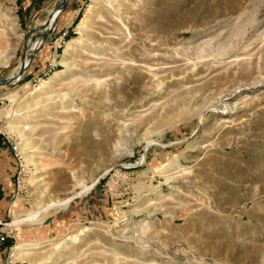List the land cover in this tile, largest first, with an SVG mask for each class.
<instances>
[{
  "label": "rangeland",
  "instance_id": "rangeland-1",
  "mask_svg": "<svg viewBox=\"0 0 264 264\" xmlns=\"http://www.w3.org/2000/svg\"><path fill=\"white\" fill-rule=\"evenodd\" d=\"M3 154L4 264H264V0H0Z\"/></svg>",
  "mask_w": 264,
  "mask_h": 264
},
{
  "label": "crops",
  "instance_id": "crops-1",
  "mask_svg": "<svg viewBox=\"0 0 264 264\" xmlns=\"http://www.w3.org/2000/svg\"><path fill=\"white\" fill-rule=\"evenodd\" d=\"M13 157L3 154L0 156V223L6 219L21 214L18 204L16 185L14 182L15 166L11 164ZM13 162V161H12ZM5 250L0 246V264H4L2 257Z\"/></svg>",
  "mask_w": 264,
  "mask_h": 264
},
{
  "label": "built area",
  "instance_id": "built-area-1",
  "mask_svg": "<svg viewBox=\"0 0 264 264\" xmlns=\"http://www.w3.org/2000/svg\"><path fill=\"white\" fill-rule=\"evenodd\" d=\"M11 144L16 157L18 158L19 161H22V153L18 144L17 143H11ZM7 235L8 234L4 233V231H0V242H3L6 239Z\"/></svg>",
  "mask_w": 264,
  "mask_h": 264
},
{
  "label": "trees",
  "instance_id": "trees-1",
  "mask_svg": "<svg viewBox=\"0 0 264 264\" xmlns=\"http://www.w3.org/2000/svg\"><path fill=\"white\" fill-rule=\"evenodd\" d=\"M13 241H14L13 238H10V237L7 238V239L3 242V244L1 245V249L7 251L9 245H10Z\"/></svg>",
  "mask_w": 264,
  "mask_h": 264
},
{
  "label": "bare ground",
  "instance_id": "bare-ground-1",
  "mask_svg": "<svg viewBox=\"0 0 264 264\" xmlns=\"http://www.w3.org/2000/svg\"><path fill=\"white\" fill-rule=\"evenodd\" d=\"M24 61H25L26 63L28 62V60H25V59H24ZM10 224H11V225H16V224H19V221L17 220V221H12L11 223H8V225H10ZM58 244H60V243H58ZM58 244H57V245H58Z\"/></svg>",
  "mask_w": 264,
  "mask_h": 264
},
{
  "label": "water",
  "instance_id": "water-1",
  "mask_svg": "<svg viewBox=\"0 0 264 264\" xmlns=\"http://www.w3.org/2000/svg\"><path fill=\"white\" fill-rule=\"evenodd\" d=\"M28 63V62H27ZM27 63L25 61H23V67H25L27 65ZM21 74V72L18 74V76ZM13 76H11L9 79H11Z\"/></svg>",
  "mask_w": 264,
  "mask_h": 264
}]
</instances>
